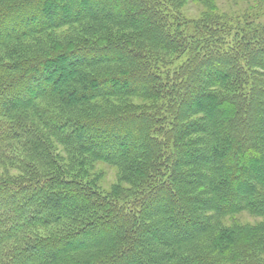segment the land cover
<instances>
[{
    "label": "trees",
    "instance_id": "1",
    "mask_svg": "<svg viewBox=\"0 0 264 264\" xmlns=\"http://www.w3.org/2000/svg\"><path fill=\"white\" fill-rule=\"evenodd\" d=\"M218 8L0 0V264H264V25Z\"/></svg>",
    "mask_w": 264,
    "mask_h": 264
},
{
    "label": "rangeland",
    "instance_id": "2",
    "mask_svg": "<svg viewBox=\"0 0 264 264\" xmlns=\"http://www.w3.org/2000/svg\"><path fill=\"white\" fill-rule=\"evenodd\" d=\"M216 5L219 7V11L220 14L222 16H225L226 19H231L234 21V23H236L239 27H245L247 24H261L264 25V3H247V2H241L240 1H236V0H215ZM259 4L260 8H259ZM54 10L57 11H62L63 13H68L70 11L69 8L66 10L65 7L60 8L59 6H53L50 5ZM71 9V8H70ZM123 8L121 7H114V9H112L111 11L114 12L115 10L118 11H122ZM203 9V6L201 5H194V4H189L186 6V8L183 10V12L185 13L186 16H188V22L190 24L187 25L188 27V31L195 33L196 32V26L191 23L192 19L197 18V15L200 14L201 10ZM191 20H190V19ZM195 22V21H194ZM231 39H228V44L231 43ZM187 55L184 56L180 62L177 63V66L179 64H182L183 62H185L187 60ZM175 65V67H177ZM174 67V68H175ZM229 112V113H228ZM232 112L227 111L226 115H229L230 117H232ZM106 170V172L108 173V175L106 176L105 179V187H107L111 182H113L115 180V171L112 170L110 167L106 166L104 168ZM246 220V222H251L254 223L255 221L250 218L249 216L246 217V219H244V221Z\"/></svg>",
    "mask_w": 264,
    "mask_h": 264
}]
</instances>
